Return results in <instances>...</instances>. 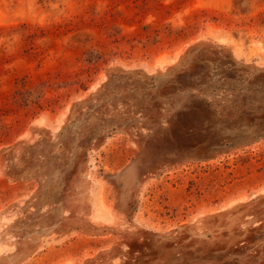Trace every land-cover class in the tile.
<instances>
[{"label": "rangeland", "instance_id": "1", "mask_svg": "<svg viewBox=\"0 0 264 264\" xmlns=\"http://www.w3.org/2000/svg\"><path fill=\"white\" fill-rule=\"evenodd\" d=\"M0 264H264V0H0Z\"/></svg>", "mask_w": 264, "mask_h": 264}]
</instances>
